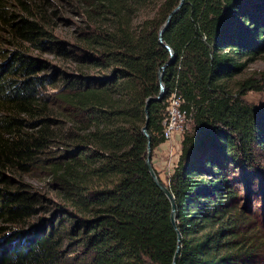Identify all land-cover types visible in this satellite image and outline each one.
<instances>
[{
	"label": "trees",
	"instance_id": "16d2710c",
	"mask_svg": "<svg viewBox=\"0 0 264 264\" xmlns=\"http://www.w3.org/2000/svg\"><path fill=\"white\" fill-rule=\"evenodd\" d=\"M44 1L0 0V47L14 48L0 49V264H170L177 243L176 264H264V230L240 205L234 172L264 180V104L242 100L252 81L226 88L239 59L264 47V0H182L161 35L174 58L147 106L150 158L171 91L191 123L165 184L176 230L140 127L168 59L157 31L178 0H71V42L55 36ZM26 51L71 58V74ZM25 175L54 189L52 217L30 223L51 206Z\"/></svg>",
	"mask_w": 264,
	"mask_h": 264
},
{
	"label": "rangeland",
	"instance_id": "374dc122",
	"mask_svg": "<svg viewBox=\"0 0 264 264\" xmlns=\"http://www.w3.org/2000/svg\"><path fill=\"white\" fill-rule=\"evenodd\" d=\"M45 5H43V9L48 16L50 21V25L52 26V31H54L55 36L59 40L70 41L71 42V31L73 28V22L80 20L79 16L77 15V10H75L74 5L71 4V0H46L44 1ZM17 6L16 3H14ZM16 14H20L19 11H15ZM153 9H143L136 18H134L135 22L137 23L142 16L145 15H152ZM8 29L6 28L3 33H0V36L3 37V40H9L8 35L6 32ZM7 43V41H5ZM4 52H9L10 50L14 49L13 46H9L7 44L1 45ZM0 47V49H1ZM23 51H25L23 49ZM30 52L31 55L36 57H42L46 59L52 60L53 64L56 63L57 66H60L65 73L71 74V58L64 60L62 63L57 62V60L52 59L51 55H41L37 53L38 51H26ZM3 58H0L2 61ZM244 65L241 71L230 80H227L226 88L232 95H236L237 89L240 88L241 82L243 80L252 81V85L254 86L252 89L246 88L241 94L242 100L250 105L260 106L264 104V47L258 51V53L250 56L246 59V57H241L239 61H243ZM166 103V101H164ZM191 123L189 118H185L183 123L181 124L178 131L174 132L171 140L163 141L160 143L161 145L158 148H154L151 152V165L156 170L157 175L165 185L167 183V178L170 175L172 168L174 167L178 154H179V142L182 138V133L185 131L190 130ZM159 145V144H158ZM263 151V149H261ZM261 150L255 151L258 154V162L263 165V167L259 166V169L256 171V176L258 173L262 174L264 177V153ZM234 172L236 177L239 179V197H240V205L245 207V210L251 212V220L254 223L259 224L261 227L264 228V180H259L255 186H250L247 182V176L242 173L239 167H234ZM12 176V178H20L19 174H12L11 172L8 173ZM26 182H29L33 187V191L39 194L42 199L46 201V205L51 206L50 208L46 209L47 212L43 213L40 211L36 213L35 216L32 218L30 223H36L39 220L40 216H44L46 218L52 217V213L55 211L53 209L54 203H59V198L56 196V193L53 188L48 186L47 179L43 178H36L32 176H24L22 177ZM21 178V179H22ZM45 212V211H44ZM261 228L262 230H264ZM264 232V231H263ZM262 234V233H261ZM68 249V252L71 253V243H67L66 240L63 241V249ZM69 264H71V260H69Z\"/></svg>",
	"mask_w": 264,
	"mask_h": 264
},
{
	"label": "water",
	"instance_id": "95a60500",
	"mask_svg": "<svg viewBox=\"0 0 264 264\" xmlns=\"http://www.w3.org/2000/svg\"><path fill=\"white\" fill-rule=\"evenodd\" d=\"M181 4H182V0H178L176 5L167 13V15L164 18L163 23L160 25V27L157 31L158 41L166 49V51L168 53V59H167V61L163 62L158 68V72H157L158 91H157V94L154 97H147L145 99L144 106H143L144 123L140 127L141 134L146 138L144 164H145L147 171L150 174L153 182L155 183V185L159 188V190L168 199V202L170 205L169 219H170V223L172 224L174 229H175V220H174L175 206H174L173 196H172L171 192L169 191L168 187L166 185H164L161 181L158 180V178L156 177L154 170L152 168V165L150 162V146H149V137H148V134L146 132V123H147V106H148L150 101L160 100L161 97L163 96L164 85L162 83V73H163V70L166 67V65H168L174 58V54H173L172 49L168 45L164 44L161 41V35H162L163 31L166 29V27L168 26V23H169L171 16L179 9ZM177 238H178V233H177ZM178 248L179 247H178V243H177L176 248L172 254L170 264H176V257H177Z\"/></svg>",
	"mask_w": 264,
	"mask_h": 264
},
{
	"label": "built area",
	"instance_id": "2783aa9c",
	"mask_svg": "<svg viewBox=\"0 0 264 264\" xmlns=\"http://www.w3.org/2000/svg\"><path fill=\"white\" fill-rule=\"evenodd\" d=\"M165 101L164 116L161 121V135L164 141H170L174 132L179 130L186 115L180 107L182 100L175 90L170 92Z\"/></svg>",
	"mask_w": 264,
	"mask_h": 264
},
{
	"label": "crops",
	"instance_id": "0c3cea01",
	"mask_svg": "<svg viewBox=\"0 0 264 264\" xmlns=\"http://www.w3.org/2000/svg\"><path fill=\"white\" fill-rule=\"evenodd\" d=\"M161 144L157 145L155 148H158Z\"/></svg>",
	"mask_w": 264,
	"mask_h": 264
}]
</instances>
